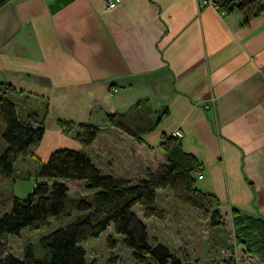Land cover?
I'll list each match as a JSON object with an SVG mask.
<instances>
[{"label": "crops", "instance_id": "obj_1", "mask_svg": "<svg viewBox=\"0 0 264 264\" xmlns=\"http://www.w3.org/2000/svg\"><path fill=\"white\" fill-rule=\"evenodd\" d=\"M215 1L2 4L0 87L20 119L44 127L31 158L40 166L54 150H82L136 182L164 161L161 135L179 130L200 168L196 189L220 216L233 229V209L264 219V0L247 22ZM79 124L98 128L87 147L74 138Z\"/></svg>", "mask_w": 264, "mask_h": 264}, {"label": "trees", "instance_id": "obj_2", "mask_svg": "<svg viewBox=\"0 0 264 264\" xmlns=\"http://www.w3.org/2000/svg\"><path fill=\"white\" fill-rule=\"evenodd\" d=\"M7 1L0 0V6ZM260 1L216 0L215 3L219 10L246 12L244 22H247L261 13ZM9 89L8 86L0 87V122L4 126L0 185L14 173V163L18 158L33 155L31 149L41 142L44 134L42 124L31 125L17 116L7 94ZM107 119L109 124L136 136L117 115H109ZM97 132L94 125L79 124L74 138L87 147ZM159 148L164 161L136 182L102 172L82 150L62 148L51 152L48 159L40 163L33 188L24 198L6 190L2 193L4 196L0 203H10V208L0 214V264H96L95 261H86V253L80 243L88 237H97L110 225L131 250L133 258L141 264H192L171 252L165 244L150 242L145 222L133 210L134 206H139L143 218L161 217L156 198L158 190L163 188L182 192L191 202L199 203L202 199V205L217 203L216 199L202 195L196 189L195 182L200 173L198 162L182 150L179 139L162 134ZM64 179L80 181L91 193L70 196L68 186L62 182ZM192 194L199 199H193ZM232 211L235 242L264 261V219L243 216L237 209ZM73 213L76 215L67 224L41 238L40 247L45 251V257L35 256L31 246L25 248L22 258L2 249L3 236H18L24 228L47 225L51 218L69 217ZM219 217L216 208L212 211L213 221L216 219L218 222ZM110 244L113 246L112 241Z\"/></svg>", "mask_w": 264, "mask_h": 264}, {"label": "rangeland", "instance_id": "obj_3", "mask_svg": "<svg viewBox=\"0 0 264 264\" xmlns=\"http://www.w3.org/2000/svg\"><path fill=\"white\" fill-rule=\"evenodd\" d=\"M3 127L0 122V148L4 146L1 138ZM31 157H20L14 163V173L0 185V198H3L4 190L20 198L31 191L39 167ZM62 182L68 186L70 196L91 193L80 181L64 179ZM192 196L199 199L195 194ZM200 201L191 202L182 192L163 188L158 190L156 198L161 217L143 218L139 206H134L133 210L145 222L150 242L165 244L171 252L192 264H264L260 258L248 253L246 247L235 242L234 229L229 220L220 216L218 222L216 219L213 221L212 211L216 209V203L210 206L202 205V199ZM9 208L10 203H0V214ZM75 215L51 218L47 225L24 228L18 236L5 235L1 240L2 249L22 258L25 248L31 246L35 256L43 258L46 253L40 247L41 238L67 224ZM80 246L85 250L87 262L141 264L133 258L131 250L123 244L121 236L113 232L111 225L97 237L83 240Z\"/></svg>", "mask_w": 264, "mask_h": 264}, {"label": "built area", "instance_id": "obj_4", "mask_svg": "<svg viewBox=\"0 0 264 264\" xmlns=\"http://www.w3.org/2000/svg\"><path fill=\"white\" fill-rule=\"evenodd\" d=\"M119 2V0H105V3L107 5V7H114L117 3ZM221 14H225L226 11L224 10H219ZM183 135V133L179 130H175L173 132V136L176 137L177 139L181 138ZM201 173H199L198 178H201Z\"/></svg>", "mask_w": 264, "mask_h": 264}]
</instances>
